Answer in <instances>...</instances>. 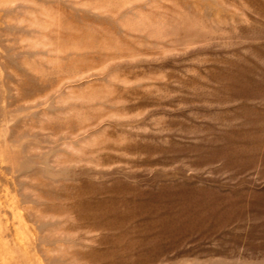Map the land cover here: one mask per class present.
Returning a JSON list of instances; mask_svg holds the SVG:
<instances>
[{
  "label": "rangeland",
  "instance_id": "rangeland-1",
  "mask_svg": "<svg viewBox=\"0 0 264 264\" xmlns=\"http://www.w3.org/2000/svg\"><path fill=\"white\" fill-rule=\"evenodd\" d=\"M0 264H264V0H0Z\"/></svg>",
  "mask_w": 264,
  "mask_h": 264
}]
</instances>
